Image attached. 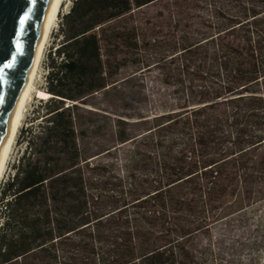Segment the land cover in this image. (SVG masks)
<instances>
[{
  "label": "trees",
  "instance_id": "obj_1",
  "mask_svg": "<svg viewBox=\"0 0 264 264\" xmlns=\"http://www.w3.org/2000/svg\"><path fill=\"white\" fill-rule=\"evenodd\" d=\"M156 1L74 0L62 16L51 96L33 117L41 128L25 129L2 189L0 264H189L191 238L226 204L251 199L260 175L250 171L264 168V0H230L235 10L216 8L210 35L180 44L130 25ZM150 48L172 51L161 68L180 84L183 110L152 118L131 165L145 171H86L76 110Z\"/></svg>",
  "mask_w": 264,
  "mask_h": 264
},
{
  "label": "rangeland",
  "instance_id": "obj_2",
  "mask_svg": "<svg viewBox=\"0 0 264 264\" xmlns=\"http://www.w3.org/2000/svg\"><path fill=\"white\" fill-rule=\"evenodd\" d=\"M229 1L219 0L215 6L197 0H158L137 9L129 23L139 27L147 40L173 44L196 42L214 31L211 22L216 8L235 10ZM73 2L63 0L46 44L0 184V217L2 189L13 177L27 149L25 129L41 128V118L34 121L33 117L38 109L44 114L41 101L51 96L45 94L49 53L61 42L62 16L70 11ZM172 56L169 49H142L140 61L129 62L107 88L90 95L86 103H80L81 107L76 110V128L86 171H112L121 176H126L128 171H145L134 170L131 165L136 150L145 149L143 141L152 127V118L165 112L181 111L185 104L186 96L177 92L180 84L167 82L161 68L163 59L169 60ZM189 83L188 78L186 84ZM122 129L128 134L124 142L118 138ZM255 153L257 160L264 158V147ZM95 166L105 168L97 170ZM250 172L260 175L258 184L251 185L254 189L251 199L232 208L230 203L226 204L209 222L208 232H198L191 238L187 245L193 262L189 264H264V168ZM241 194L243 197L245 193Z\"/></svg>",
  "mask_w": 264,
  "mask_h": 264
},
{
  "label": "water",
  "instance_id": "obj_3",
  "mask_svg": "<svg viewBox=\"0 0 264 264\" xmlns=\"http://www.w3.org/2000/svg\"><path fill=\"white\" fill-rule=\"evenodd\" d=\"M52 0H0V154Z\"/></svg>",
  "mask_w": 264,
  "mask_h": 264
},
{
  "label": "bare ground",
  "instance_id": "obj_4",
  "mask_svg": "<svg viewBox=\"0 0 264 264\" xmlns=\"http://www.w3.org/2000/svg\"><path fill=\"white\" fill-rule=\"evenodd\" d=\"M63 0H52L50 7L47 12V17L46 21L44 24L43 32L41 35V38L39 40L38 46H37V51L35 54L34 62L30 68V73L24 82L23 89L21 92L20 99L17 103V106L14 110L10 125H9V130L7 133V136L5 138L4 145L1 150L0 154V184L2 181V177L7 165V161L10 156V152L13 146V143L16 139L18 130L20 128L24 111L27 105V102L29 98L31 97L33 88H34V83L40 68V63L43 58L44 50L46 47V44L48 42V39L50 37L51 31L54 27V25L57 22L58 19V14L60 11V8L62 6ZM47 95H51L49 93H45Z\"/></svg>",
  "mask_w": 264,
  "mask_h": 264
}]
</instances>
